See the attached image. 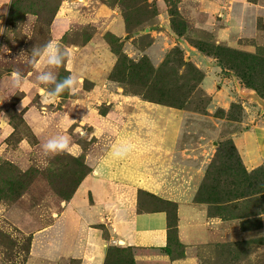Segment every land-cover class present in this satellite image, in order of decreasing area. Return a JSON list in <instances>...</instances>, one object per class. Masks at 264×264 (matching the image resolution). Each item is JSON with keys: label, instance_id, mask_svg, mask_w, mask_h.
Returning a JSON list of instances; mask_svg holds the SVG:
<instances>
[{"label": "rangeland", "instance_id": "374dc122", "mask_svg": "<svg viewBox=\"0 0 264 264\" xmlns=\"http://www.w3.org/2000/svg\"><path fill=\"white\" fill-rule=\"evenodd\" d=\"M49 40L71 54L58 78L83 83L46 102L28 55ZM14 71L27 83L14 86ZM251 82L264 88V0H3L0 264H80L57 258L64 206L136 99L199 119L186 128L180 158L202 166L188 216L201 226L188 229L184 214L178 230L179 206L141 193L144 208L168 212V246L116 242L105 264H264V165L246 170L232 142L264 122L256 102L240 96ZM57 135L70 137L74 155L44 154Z\"/></svg>", "mask_w": 264, "mask_h": 264}, {"label": "crops", "instance_id": "0c3cea01", "mask_svg": "<svg viewBox=\"0 0 264 264\" xmlns=\"http://www.w3.org/2000/svg\"><path fill=\"white\" fill-rule=\"evenodd\" d=\"M131 105L132 110L122 117L123 125L118 130L115 125L112 141L64 206L60 229L65 235L58 239L57 258L71 256L80 264H105L107 251L116 242L140 250L167 247L168 212L144 208L141 193L177 204L178 230L186 225L180 220L184 214L188 229L201 226L188 216L194 213L190 203L199 189L196 184L200 183L202 166L199 162L196 169L186 168L180 158L186 128L199 126V119L190 122L184 110L150 100L136 99ZM128 141L135 149L126 158H114L113 149ZM232 142L246 170L264 165V122L235 134ZM160 258L169 260L167 256ZM170 264L190 261L177 259Z\"/></svg>", "mask_w": 264, "mask_h": 264}, {"label": "clouds", "instance_id": "9594fccd", "mask_svg": "<svg viewBox=\"0 0 264 264\" xmlns=\"http://www.w3.org/2000/svg\"><path fill=\"white\" fill-rule=\"evenodd\" d=\"M23 54L25 53L22 52L20 55ZM70 55V52L67 49L61 48L55 40H49L41 47H34L31 50V54L28 55L29 62L38 73L36 80L39 84L46 86L42 89L46 102L49 99H55L66 91L71 95H75L79 91V85L83 82L76 75L70 73L63 79H59L57 73L54 71L63 67L66 63L70 64ZM11 76L13 84L16 87L27 83L19 71H14ZM42 149L46 156L65 153L74 155L70 137L67 135H57L47 139L42 144ZM134 149L135 145L128 141L115 147L112 154L114 158L123 159Z\"/></svg>", "mask_w": 264, "mask_h": 264}, {"label": "water", "instance_id": "95a60500", "mask_svg": "<svg viewBox=\"0 0 264 264\" xmlns=\"http://www.w3.org/2000/svg\"><path fill=\"white\" fill-rule=\"evenodd\" d=\"M240 96L245 98V99H250L254 102H256V104L261 108L262 111H264V98L261 97L258 92H256L255 90H251L249 92H243L240 93Z\"/></svg>", "mask_w": 264, "mask_h": 264}, {"label": "trees", "instance_id": "16d2710c", "mask_svg": "<svg viewBox=\"0 0 264 264\" xmlns=\"http://www.w3.org/2000/svg\"><path fill=\"white\" fill-rule=\"evenodd\" d=\"M247 87L249 88V89H253V90H255V91H257L258 92V94L261 96V97H263L264 98V88L262 87L261 89H258L257 87H255V83L254 82H251V83H248L247 84ZM233 147H234V145H233ZM234 150H235V148H234ZM238 156V155H237ZM239 157V156H238ZM240 159V158H239ZM241 161V160H240ZM79 185V184H78ZM172 203V202H171ZM174 204V203H173ZM168 220H169V215H168ZM170 226V225H169ZM106 260H107V258H106ZM106 263V262H105Z\"/></svg>", "mask_w": 264, "mask_h": 264}]
</instances>
